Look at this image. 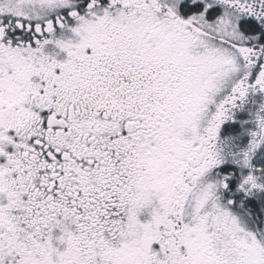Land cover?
Masks as SVG:
<instances>
[{
    "label": "snow or ice",
    "instance_id": "6c2138e0",
    "mask_svg": "<svg viewBox=\"0 0 264 264\" xmlns=\"http://www.w3.org/2000/svg\"><path fill=\"white\" fill-rule=\"evenodd\" d=\"M0 264H264V0H0Z\"/></svg>",
    "mask_w": 264,
    "mask_h": 264
}]
</instances>
